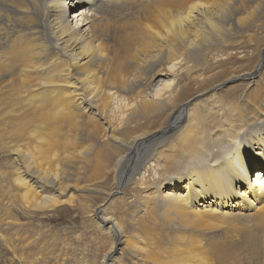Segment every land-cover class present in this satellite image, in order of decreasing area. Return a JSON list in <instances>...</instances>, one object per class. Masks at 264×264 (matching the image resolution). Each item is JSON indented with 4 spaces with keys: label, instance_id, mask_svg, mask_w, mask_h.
Wrapping results in <instances>:
<instances>
[{
    "label": "bare ground",
    "instance_id": "obj_1",
    "mask_svg": "<svg viewBox=\"0 0 264 264\" xmlns=\"http://www.w3.org/2000/svg\"><path fill=\"white\" fill-rule=\"evenodd\" d=\"M64 1L0 0V156L7 157L5 165H10L0 169V190L6 195L0 200V248L25 264H37V259L28 260L23 253L18 255L16 225L25 223L17 214L32 216L60 209L65 203L61 199L69 193L65 184L59 192V176L50 177L48 168L36 162L35 150L41 144L44 145L40 151L48 157L55 158L62 151L69 164L68 175L80 179L88 168L104 166L106 171L115 174L118 186L131 184L138 168L147 160L162 158L159 150L166 148V144L170 143L169 150L178 147L184 150L185 162L167 156L166 162L172 164L168 168L173 172L168 181L159 173L162 183H157L159 186L151 198L141 202L134 195L137 206L133 211L143 206L139 214L143 212L147 216L148 225L140 222L141 216L130 220L125 216L123 221L101 210L104 215L97 216L98 225L107 229L113 238L109 260L133 247V234L123 223L138 225L147 241L154 244L150 237L154 231L152 212L185 217L184 221L189 220L188 215L207 216L200 222L203 226H210L209 220L213 218L223 222L230 216L246 219L257 214V221L263 225L264 204L258 205L264 203V178L259 175H264V163L256 161H262V157L245 147L246 153L253 154L246 165L236 145L214 152L204 141V131L200 130L215 122L204 121L208 115L203 117L196 109L193 113L190 106L204 93L220 90L222 84L235 79L249 80L250 85L254 84L248 93L253 101L247 99L242 106L249 126L255 130L249 142L264 150L261 129L264 127V88L256 87L254 82L264 66L257 65L239 76L224 75L215 84L211 83V77L194 76L209 50L229 45V34L235 25L241 26V20H252L249 17L240 20L237 15H244L250 9L248 4L260 5L261 0H84L81 8L89 7L90 15L80 9V14L77 13L80 20L75 26L66 20ZM179 60L177 64L184 62L181 67L187 77H178L177 82L181 83L178 90L172 91L167 100H158L159 95L148 99L145 93L148 82L152 79V85L155 77L168 75L165 68L159 69ZM63 61L66 65H61ZM76 65L80 67L81 77L75 80L78 98L73 100L62 83L73 76L70 67ZM156 68L159 72L145 82L143 76ZM108 90L115 92L111 96L106 94ZM114 94L121 98L124 94L123 98L128 100L127 107H121L120 112L122 116L127 113L126 119L119 125L112 123L116 112L114 109L109 112L108 108ZM33 102H37L36 106H30ZM152 117L157 120L153 127L148 122ZM60 119L62 134L56 131L58 125H55ZM104 121L112 132L105 134L101 128ZM31 124L34 125L29 127ZM181 124L179 135L169 139L168 135ZM220 127L219 133H222L224 123ZM236 132V128L232 129L233 139L237 138ZM100 139H105L103 142L109 139V143L103 146ZM21 144L27 151L21 149ZM248 168L260 172L250 179L252 172ZM242 178L246 183H238ZM163 186L171 189L163 191ZM46 192L58 194L40 197L39 194ZM120 194L108 195L112 197L109 201H113L110 205L124 200ZM174 239L176 243L172 244L169 255L174 258L172 264H241L233 247L215 246L209 250V257L199 256L196 252L200 244L196 241L190 239L184 247L181 237ZM250 248L252 260L264 264V246L255 243Z\"/></svg>",
    "mask_w": 264,
    "mask_h": 264
},
{
    "label": "rangeland",
    "instance_id": "obj_2",
    "mask_svg": "<svg viewBox=\"0 0 264 264\" xmlns=\"http://www.w3.org/2000/svg\"><path fill=\"white\" fill-rule=\"evenodd\" d=\"M64 2L66 7V20L67 22L69 21L71 25L74 24L72 26H75L77 20H80V18L77 19L79 16L78 14L81 12L80 9H83L85 14L90 13V11H88L89 7L81 8V5H85L84 0H65ZM248 5H251L250 9H247L244 15L242 13L237 15V19L241 20V18L244 19L249 17L252 20H248L247 22L246 19L243 22L241 20V26L238 27L235 25V29L229 34L231 36L229 45L222 46V48L219 49L214 47L209 50L206 59L201 60L199 64L200 69L194 73V76L201 78L211 77V83L215 84L218 81H222L224 75H229L230 77L239 76L243 72L252 70L257 65L261 64L262 67L264 66V0H261L260 5H258V2ZM147 51H149V49H147ZM60 59L62 60V58ZM150 59L149 57L148 60ZM180 61L181 60L161 67L159 71L165 68L164 71L169 74H163L164 76L158 78L155 77L156 81L153 82L152 85V79L148 82L150 90L149 88H145L148 99H156V95H159L157 98L158 100H167V97H169L172 91L178 90L181 86V83L177 82L178 77H187L184 70L182 71L183 67H181L184 62L177 64ZM83 62L84 61L81 60L80 64ZM116 64L114 52V66ZM61 65H66V63L63 61ZM180 67L181 69H179ZM70 70L73 71V76L65 78L62 84L66 87L67 95L75 100L78 98L75 97V80H79L81 72L79 65L70 67ZM157 70L158 68H156L154 72L150 71V75H148V71H146L147 74L143 76V80L146 82L147 79H150L159 72ZM131 79L134 80V77ZM246 81L245 79H235L224 85L222 84L220 90L204 93L203 96L196 98L190 106H192L191 110L193 113L196 109L197 113H203V117L210 115L209 117L207 116L204 121L215 122L213 126H207L200 130L204 131V141L207 142L209 146L213 147L212 149L214 152L219 149H228L230 146L236 145L240 149L244 163L246 164L249 163V159L251 155H253L252 153L249 154L245 152V147H249L256 156L262 157V161H256L263 164L264 150L262 147H258L249 142V136L255 130H252V127L249 126L248 116H245L242 109L243 103H245L247 99L253 101L251 99L253 96L248 95V93L253 90L251 87L254 86V84L250 85L248 83L249 80ZM254 82H256V87L264 88V68L259 78L256 77ZM114 92L113 90H108L106 94L112 96ZM122 96L124 97V94H122ZM123 97L121 98L117 94H114L113 99L109 101L108 104L109 112L113 109L116 112V116H114V112L111 114L114 116L112 118V123L116 125H119L121 121L126 119L127 113L123 116L120 115L121 107H127L128 105L127 98L125 100ZM78 103L79 102H77V104ZM36 104L37 102H33L30 106H36ZM127 109L128 108H125V111H127ZM118 111L119 114L117 113ZM60 121L61 119L56 122L55 125H58L56 131L62 134L61 124H59ZM65 121L67 120L65 119ZM106 121H104L101 126L105 134L113 131V129L106 124ZM148 122L151 123V127L157 125V120L153 117L150 118ZM221 123H224L225 128H223L222 133H219ZM114 124L111 125L114 127ZM33 125L34 124H31L29 127ZM141 125L145 126L144 124ZM120 127H122V125ZM181 128H183L182 124L168 135L169 139L173 140L176 138ZM235 128L237 130V138L233 139L232 129ZM261 129L264 130V127L262 126ZM104 132H102V134ZM104 140H99L101 144L103 143V146L109 143V139L103 142ZM43 145L44 144L38 145V148L35 150L36 162L48 168L50 177H54L55 175L59 176L60 180L57 184L59 192L62 185L65 184L69 193L61 199V201H65V203L60 209L32 216L30 214L23 216L21 212L17 214L18 219L25 223L23 226L19 224L16 225L20 232L17 231L19 235L16 234L15 236L17 239H15V245L19 256L23 253V256L28 258V260L37 259V264H172L174 258L169 257V255L171 254L170 250L173 248L172 244L176 243L174 237L177 236L184 240V247L187 246L190 239L200 244L198 246L199 251L196 252L199 256L205 255L209 257V250L213 247L227 245L236 250L237 258L241 261V264H256L249 255L248 249H251L250 246L255 243L260 244L262 248L264 246V224L262 225L257 221V214L246 216V219L243 217L242 219H234L230 216L223 220V222L213 218L209 220L210 226H203L200 222H203L205 220L204 217L207 216L195 218L188 215L189 220L184 221L183 219H185V217L173 218L162 215V213L153 214L152 212V226L154 227V231L150 234V237L154 244L152 245L147 241L146 235H144L145 233L141 230L142 228L136 227L138 225L133 226L123 223L126 230L128 232L131 231L133 234L131 235V245H133V247L129 248L127 251H123L121 254L118 252V255L116 254L113 258L114 260H109L108 253L113 238L107 229L98 225L97 216L99 214L100 216L104 215L101 210L104 209L105 213L109 216L115 214L117 217L123 218V221H126L125 218L130 220L131 218L141 216L140 222L144 221L148 225L147 216H145L143 212L139 214L140 210L144 208L143 206L138 208L137 211H133V207L137 206L136 202H134V195H136L137 200L141 202L145 198H151L153 195L152 192L156 190L155 187L159 186L157 183H162L159 173L166 178L164 181H168L167 177L173 172V169L168 168L172 164L166 162L167 156L172 155L173 157L175 156L173 160L185 162L187 156L184 155V150L182 152L179 147L169 150L170 143L168 145L166 144L165 147H168L167 149L163 148L159 150V152H162V158L158 161L147 160L146 164L138 168L139 171L137 170L135 173L131 184L129 183L127 186H124L122 183L121 186H118L117 182H115V174L112 171H106L104 166H100L97 169L94 167L88 168L84 178L80 179H77L74 175H68L67 170L69 164L62 151L59 150L56 157L51 158L40 151V147ZM151 148L152 147H149L148 149ZM21 149L27 151L25 145H22ZM107 152L109 151L107 150ZM0 159V169L4 166H10L9 164L5 165L6 162L4 160H6L7 157H1ZM115 159L116 156L114 155V161ZM260 164H258V166ZM258 166H256V168ZM256 168H248L252 172L250 179L253 178L254 174V176H256L258 174L257 172H260ZM129 172L130 168L128 169L127 177ZM259 175H261V178H264L262 173H259ZM238 183H246V181L242 178ZM170 189V186H163L162 190L166 191ZM115 193H121L119 196H121V198L123 197L124 200L119 199L115 204L110 205L113 201H109L112 197L108 195H114ZM57 194L56 192H46L39 195L40 197H49L54 195L57 196ZM5 197L6 195L0 190V200ZM263 204L264 203L259 204L258 206L262 207ZM260 207H258V209ZM191 209L192 208H190V210ZM258 211L259 210L254 213ZM133 212L135 213L133 214ZM233 216L235 217V215ZM143 247H146L147 251L144 250L146 248L143 249ZM23 262L16 258L11 252L4 248H0V264H22Z\"/></svg>",
    "mask_w": 264,
    "mask_h": 264
}]
</instances>
